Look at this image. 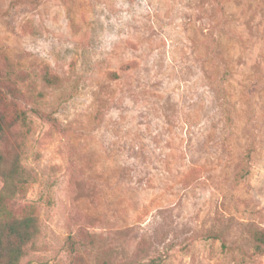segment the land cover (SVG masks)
<instances>
[{
    "label": "rangeland",
    "instance_id": "rangeland-1",
    "mask_svg": "<svg viewBox=\"0 0 264 264\" xmlns=\"http://www.w3.org/2000/svg\"><path fill=\"white\" fill-rule=\"evenodd\" d=\"M0 65L31 121L20 264H264V0H0Z\"/></svg>",
    "mask_w": 264,
    "mask_h": 264
},
{
    "label": "trees",
    "instance_id": "trees-1",
    "mask_svg": "<svg viewBox=\"0 0 264 264\" xmlns=\"http://www.w3.org/2000/svg\"><path fill=\"white\" fill-rule=\"evenodd\" d=\"M45 83H53V77L45 72ZM6 99V71L0 65V264H20L22 257L34 247L41 234L38 211L34 202H26L23 213L15 208L25 196L26 186L35 179L30 169L22 163L26 133L31 121L26 112ZM37 116L52 125L56 119L48 113L37 111ZM254 249L264 251V229L251 232ZM137 264H157L155 259Z\"/></svg>",
    "mask_w": 264,
    "mask_h": 264
}]
</instances>
